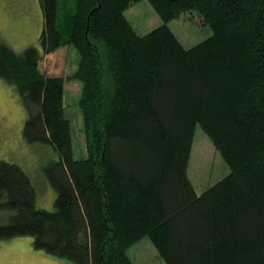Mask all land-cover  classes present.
I'll return each mask as SVG.
<instances>
[{
    "label": "trees",
    "instance_id": "1",
    "mask_svg": "<svg viewBox=\"0 0 264 264\" xmlns=\"http://www.w3.org/2000/svg\"><path fill=\"white\" fill-rule=\"evenodd\" d=\"M139 0H39V47L0 39V79L26 111L27 144H49L54 209L36 206L19 165L0 160V241L74 264H134L148 237L166 264H264V0H148L161 24L138 34ZM196 12L211 35L185 47L168 22ZM72 46L86 153L75 157L60 76L45 56ZM230 172L197 194L187 173L196 127Z\"/></svg>",
    "mask_w": 264,
    "mask_h": 264
},
{
    "label": "rangeland",
    "instance_id": "2",
    "mask_svg": "<svg viewBox=\"0 0 264 264\" xmlns=\"http://www.w3.org/2000/svg\"><path fill=\"white\" fill-rule=\"evenodd\" d=\"M125 16L135 31L144 35L161 24V19L148 0L130 5ZM169 28L185 47H191L211 35L196 12H185L168 22ZM43 18L39 0H0V39L15 52L30 46L39 47ZM79 55L72 46L51 53L40 62L49 76L65 80L64 105L70 120L75 157L86 153L83 123L78 107L81 83L73 78ZM26 111L10 85L0 79V160L19 165L35 187L36 206L54 209L55 190L46 182L43 169L58 155L49 144H27L22 136ZM77 154V155H76ZM230 172L206 133L197 125L188 163V177L197 194ZM7 221L4 218L0 223ZM29 236L0 241V264H74L33 248ZM134 264H166L148 237L127 250Z\"/></svg>",
    "mask_w": 264,
    "mask_h": 264
}]
</instances>
